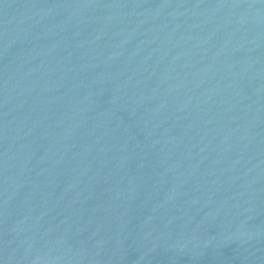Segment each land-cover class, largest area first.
Segmentation results:
<instances>
[{"label": "water", "instance_id": "95a60500", "mask_svg": "<svg viewBox=\"0 0 264 264\" xmlns=\"http://www.w3.org/2000/svg\"><path fill=\"white\" fill-rule=\"evenodd\" d=\"M0 264H264V0H0Z\"/></svg>", "mask_w": 264, "mask_h": 264}]
</instances>
